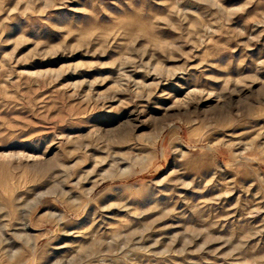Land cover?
I'll list each match as a JSON object with an SVG mask.
<instances>
[{
    "label": "rangeland",
    "instance_id": "374dc122",
    "mask_svg": "<svg viewBox=\"0 0 264 264\" xmlns=\"http://www.w3.org/2000/svg\"><path fill=\"white\" fill-rule=\"evenodd\" d=\"M0 264H264V0H0Z\"/></svg>",
    "mask_w": 264,
    "mask_h": 264
}]
</instances>
